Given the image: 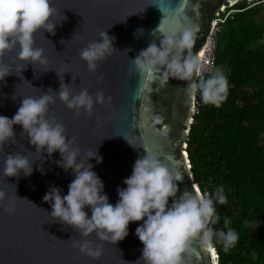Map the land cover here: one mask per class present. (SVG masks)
I'll return each instance as SVG.
<instances>
[{"label": "water", "instance_id": "water-1", "mask_svg": "<svg viewBox=\"0 0 264 264\" xmlns=\"http://www.w3.org/2000/svg\"><path fill=\"white\" fill-rule=\"evenodd\" d=\"M242 1L52 0L51 7L57 13L53 19L65 16L66 20L56 27L55 35L41 30L34 36L36 47L44 50L49 62L47 67L52 70L40 74L46 69L37 65L35 73L33 66L28 64L20 74L17 69L23 65L17 60L19 49L5 53L0 62L9 65L15 75L0 82V115L11 118L22 97H38L49 88L58 91L57 75L61 81L64 77V83L76 92L87 88L93 97L103 92L106 97L111 96V103L96 105L91 115L83 112L77 115L58 99L49 105L48 115L65 126L82 156L98 148L102 162L97 164L92 159L89 163L102 180L109 203L117 202V188L125 187L123 180L131 175L135 161L146 154L144 150L159 157L180 178L177 196L197 190L202 193L186 151L196 95L187 94L183 81L170 79L162 85L159 76L151 81L137 76L131 71L128 59H135L150 43L155 42L159 47L163 36L154 31L161 22L163 32L169 34L180 26L191 27L194 32L191 53L200 59L218 15ZM139 29L143 34L137 36ZM101 31L115 37L113 47L117 51L100 62L95 73H90L79 58V50L98 39ZM126 49L131 50L126 53ZM36 75L39 78H35ZM14 94L15 101L12 100ZM22 131L20 126H15L14 140L0 150V189L14 200L15 208L11 213L0 208V264H135L143 246L134 233L142 221L129 224V235L123 241L115 245L105 242L98 260L82 255L74 246L81 239L78 232L52 222L48 214L50 204L45 203L43 197L53 185L66 195L74 176L57 167L59 153H54L50 159L46 154L44 158L36 154L34 146L28 143L27 134ZM7 154L26 155L36 162L32 175L18 180L5 177L2 168ZM39 163L44 164L43 174L37 170ZM15 192L18 198H27L38 208L26 200L16 199ZM171 202L170 199L169 204ZM85 211L91 215L90 210ZM88 239L99 243L95 234ZM186 258L189 264H220L215 247H202L198 240L191 242Z\"/></svg>", "mask_w": 264, "mask_h": 264}, {"label": "clouds", "instance_id": "clouds-1", "mask_svg": "<svg viewBox=\"0 0 264 264\" xmlns=\"http://www.w3.org/2000/svg\"><path fill=\"white\" fill-rule=\"evenodd\" d=\"M51 3L52 0H0V60L5 53L18 48L17 60L23 65L18 66L20 74L28 64L33 66L35 73L37 65L46 69L40 74L52 70L47 67L49 62L44 50L36 47L34 40L35 34L41 30L55 35L56 27L66 20L65 16L53 19L57 13ZM161 24L154 31L163 36L159 47L155 42L150 43L135 59H128L131 71L149 81L159 76L162 85L170 79L186 82L185 89L189 96L199 93L204 104L219 107L226 100L228 92V81L223 70L216 68L206 79L200 78L202 65L191 53L194 43L192 28L180 26L169 34L163 32ZM142 34L143 30L139 29L135 35ZM61 43L65 44V41ZM114 43L115 37H110L107 31H101L98 39L88 42L79 50V58L86 64L88 72L95 73L99 63L117 51L113 47ZM11 74H14L11 67L0 62V82ZM57 77L60 81L58 91L49 88L38 97H22L19 108L11 118L0 115V150L4 144L14 140V127L20 126L36 154H41L43 158L46 154L50 159L54 153H59L57 167L65 172L70 171L74 179L68 185L66 195L53 185L43 200L50 204L51 212L48 214L52 222H59L79 233L81 239L74 246L82 255L92 260L100 259L105 242L115 245L123 241L129 235V224L141 221L134 234L143 247L135 264H189L186 257L193 240H198L206 248H214L219 244L225 252L235 246L238 233L229 227V218L223 220L224 229L214 230L210 226L220 220L216 205L228 202L223 186L217 187L212 193L197 190L177 196L180 178L159 157L145 150L146 154L135 161L131 175L123 180L125 187L117 188V202L114 205L109 203L104 184L93 171L94 166L89 163L92 159L97 164L102 162L98 148L94 153L85 152L82 156L80 147L74 138L68 136L65 126L48 113L49 105L58 99L77 115L82 112L91 115L96 105L111 103L112 98L106 97L103 92H97L93 97L87 88L76 92L64 83V77L63 81ZM16 99L14 94L12 100ZM34 164L36 162L26 155L7 154L2 174L17 180L27 178L32 175ZM43 165H37V170L42 174ZM15 198L37 207L27 198H18L16 192ZM0 208L8 213L15 210L14 200L3 189H0ZM85 209L90 210V216ZM252 225L254 229L258 228L259 222L253 221ZM92 234H95L99 243L88 239Z\"/></svg>", "mask_w": 264, "mask_h": 264}, {"label": "trees", "instance_id": "trees-1", "mask_svg": "<svg viewBox=\"0 0 264 264\" xmlns=\"http://www.w3.org/2000/svg\"><path fill=\"white\" fill-rule=\"evenodd\" d=\"M221 16L215 69L227 77V98L217 107L196 94L186 151L202 193L225 191L228 202L216 205L220 220L210 226L224 229L227 217L238 233L228 252L215 246L219 263L264 264V0H244Z\"/></svg>", "mask_w": 264, "mask_h": 264}, {"label": "built area", "instance_id": "built-area-1", "mask_svg": "<svg viewBox=\"0 0 264 264\" xmlns=\"http://www.w3.org/2000/svg\"><path fill=\"white\" fill-rule=\"evenodd\" d=\"M226 8L218 15L214 27L212 29L210 40L207 47L203 50L204 55L200 53V63L203 71L200 73V78H207L216 67V49H217V33L220 30V25L225 21L226 17H222ZM194 116L199 113V103L196 98L194 99Z\"/></svg>", "mask_w": 264, "mask_h": 264}, {"label": "bare ground", "instance_id": "bare-ground-1", "mask_svg": "<svg viewBox=\"0 0 264 264\" xmlns=\"http://www.w3.org/2000/svg\"><path fill=\"white\" fill-rule=\"evenodd\" d=\"M204 54H205L204 51H202V56H203Z\"/></svg>", "mask_w": 264, "mask_h": 264}, {"label": "snow or ice", "instance_id": "snow-or-ice-1", "mask_svg": "<svg viewBox=\"0 0 264 264\" xmlns=\"http://www.w3.org/2000/svg\"><path fill=\"white\" fill-rule=\"evenodd\" d=\"M201 55H202V53H201Z\"/></svg>", "mask_w": 264, "mask_h": 264}, {"label": "rangeland", "instance_id": "rangeland-1", "mask_svg": "<svg viewBox=\"0 0 264 264\" xmlns=\"http://www.w3.org/2000/svg\"><path fill=\"white\" fill-rule=\"evenodd\" d=\"M250 3V2H249Z\"/></svg>", "mask_w": 264, "mask_h": 264}]
</instances>
